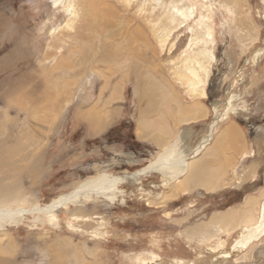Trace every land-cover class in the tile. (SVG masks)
<instances>
[{"label":"rangeland","instance_id":"obj_1","mask_svg":"<svg viewBox=\"0 0 264 264\" xmlns=\"http://www.w3.org/2000/svg\"><path fill=\"white\" fill-rule=\"evenodd\" d=\"M94 1L118 12L105 22L88 19V0H0V207H44L99 175L132 173L184 127L193 149L231 94L239 114L194 156L203 187L194 177L177 193L151 173L60 208L56 226L27 213L6 224L0 264H261L264 232L239 243L264 203V0H162L192 7L175 25L156 0ZM124 18L148 38H128ZM208 37L216 58L198 97L188 54ZM226 122L244 146L214 144Z\"/></svg>","mask_w":264,"mask_h":264},{"label":"bare ground","instance_id":"obj_2","mask_svg":"<svg viewBox=\"0 0 264 264\" xmlns=\"http://www.w3.org/2000/svg\"><path fill=\"white\" fill-rule=\"evenodd\" d=\"M63 1L64 0H56V3H62ZM88 1H89L88 19L90 20L99 19V20H104L106 22L107 20H109L107 16L108 17L114 16L115 13L118 12L112 7L110 3L103 2L101 3L102 4L101 6H98L100 3H97L94 0H88ZM125 1L128 2L130 5L131 0H125ZM156 1L161 6V8L165 9V13L167 15V18L169 19L168 25L180 24L183 21L188 20L189 16H191L192 14L190 13V11L193 9L192 7H189L190 5L184 6L183 3L181 6L179 3L171 2L168 6L166 3L162 2V0H156ZM67 7H71V5ZM69 10L72 9H68V11ZM78 15L79 12L77 10L74 11V15L72 17L68 18L69 20L66 23V26L69 29L72 30L74 22L75 20H77L76 18ZM105 18L107 19L105 20ZM124 22L125 24H127V32L129 35L128 38H148V35L145 32V30H143V28L140 27L141 25L130 27L132 20L129 18H126ZM96 24L99 25L100 22H96ZM166 29L167 26L163 25L161 30L158 31L155 30L156 37L157 38L168 37ZM206 32L210 36L209 26H207ZM205 40H206L205 41L206 45L205 46L203 45L204 47L198 49V51L194 52L193 55H191V53L188 54L190 55L188 57V62L190 61V66L192 65L193 67L196 66L198 67V73L195 70L196 72V74H194L195 77L192 78V86L193 89L196 90V95L198 97L203 93L202 87L205 81L204 78L208 77L209 65H211L212 61L215 60L216 58L215 52L211 45L210 38L209 37L207 39L205 38ZM261 52L262 50L259 49L254 53L253 56L254 62L258 61ZM65 60L66 59L62 57L59 61L55 62L52 67L56 68L58 64H60L61 62H68V60L66 61ZM146 65L148 66V64L145 65L143 64L141 67H145ZM200 73L203 74L200 75ZM104 78H106V76H104ZM148 79H146L145 81V88L147 87V89H149L150 85H154L156 82L153 78L150 79L149 76ZM106 82H108L107 79ZM237 96H238L237 94H231L228 97L225 106H222L220 102L213 104L212 107H213L214 115L210 124L208 125V133L205 136H203L200 141L198 140L199 142L196 144V146L193 149L190 147V141L188 140V135L190 132H187L186 131L187 128L184 127L180 131V133H178L177 135L175 134L176 135L175 139L168 146L164 147L154 160H152L147 165L143 166L140 169H137L132 173L125 172L123 174L112 175V176L106 174L99 175L95 178L82 182L79 188L73 189L71 192L67 194H63L58 198H55L51 203H49L44 207L35 206V208L31 210H26V208L24 207H19L18 209H11L9 206H7V208L4 206L0 207V236H3L1 238H4L5 236L4 228L6 227L7 223H9L10 225L20 223V221L24 219L25 214L27 213L44 214L45 217L48 218V220L56 226L59 215L58 210L60 208H63L65 206H68L76 202H82L81 200L82 197L89 199L92 192H94L95 194L106 193L107 191L114 189L115 186L120 182H125V181H129L132 183L138 182L141 179V177L151 173H158L162 175V177L166 179L169 184H175L176 189L178 190L177 193L179 191H184L187 188L186 184L189 183L188 181L194 180V177H197V179L194 180V183L197 184L196 186L203 187L204 186L203 178H206L205 176L206 173H203L202 171L198 173L193 172L192 168L194 165H196L195 163H197L195 161L194 156L200 154L202 150L206 148V144L208 142H212L215 136L214 131L220 122L227 120L229 115L232 113L239 114V107L237 104H235V101L238 98ZM197 100H199V98ZM197 112L198 111H196V113ZM143 120L145 121L144 126L147 127L148 125L147 120L146 119ZM226 124L227 125L225 126L223 131L215 137L214 144L217 140L218 144L221 143L225 145L230 144L234 149H238L244 146V143L243 145L241 144L243 138L240 134L239 129L233 123L228 124L226 122ZM165 130L169 132L170 135L174 133V129L167 128ZM245 145L248 146L247 144ZM211 148L212 147H210L209 149L211 150ZM248 149H250L249 146ZM204 151H205L204 153L206 154L208 151V147ZM216 151L218 152V150ZM210 152H208V154H210ZM248 152L250 153L251 150ZM209 172L210 170L207 172L208 176L210 174ZM37 219L42 221L41 216H37ZM246 231H247L246 234L247 236L244 235L245 237L239 243V245L241 246H244L251 238L255 236H259V234L264 232V203L262 205L260 220L254 226L249 227L247 225L245 227V232ZM235 246H237V244ZM138 260L141 262V264H144L146 257L144 256L138 257ZM260 260H261V264H264V257L261 258ZM185 262L186 261H183L182 263L180 260H171L168 262V264H186Z\"/></svg>","mask_w":264,"mask_h":264}]
</instances>
